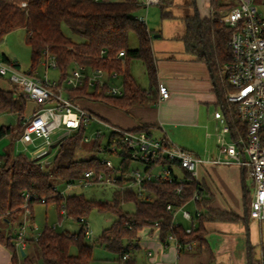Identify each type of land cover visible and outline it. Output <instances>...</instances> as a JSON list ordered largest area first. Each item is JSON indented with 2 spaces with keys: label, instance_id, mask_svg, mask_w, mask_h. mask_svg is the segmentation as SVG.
I'll return each mask as SVG.
<instances>
[{
  "label": "trees",
  "instance_id": "trees-1",
  "mask_svg": "<svg viewBox=\"0 0 264 264\" xmlns=\"http://www.w3.org/2000/svg\"><path fill=\"white\" fill-rule=\"evenodd\" d=\"M25 3L23 6L22 3L11 0H0V42L10 32L25 29V40L32 52L30 71L33 72L39 67L42 58L53 56L60 72L58 85L65 83L76 63L122 74V95L108 94L104 89L89 87L87 83L66 91L68 98L79 102L97 116L98 113L89 109L83 102H101L124 111L135 106L158 103L159 84L152 36L146 22L137 18L142 8L138 0H27ZM159 5L163 18L173 16L172 11L166 9L162 1ZM230 5L228 0H210V16L203 19L198 15L186 17L187 31L184 40L191 48L196 46L206 50L202 55L208 61L217 83L225 116L233 129L241 125L239 128L242 127L243 132L244 127L239 121L237 107L226 98L227 90L231 86L224 66L232 58L229 41L233 28L220 20L219 12L226 10ZM63 24L81 40L75 41L67 36ZM131 32L139 39L137 48L129 47ZM122 50L125 55L118 58L117 55ZM4 58L9 64L20 69L19 63L5 56ZM133 59L143 62L150 81L148 89L142 88L131 74L129 63ZM5 79L10 86L0 87V113H16L19 121L15 126L3 125L0 128V140L6 136H11L14 140L15 136L23 132L27 102H33L31 114L39 109L41 104L19 93L17 87ZM147 129L139 127L133 130L148 132ZM87 132L88 127L82 126L67 137L59 145L51 165L46 168L24 155H15L12 149L0 155V244H6L12 251V264H40L39 259L42 264H90L95 244L117 253L122 264H138L130 254L139 247L140 232L146 227L158 229L160 239L165 243L168 242L170 234L174 235L181 244L180 251L190 249L194 245L201 251L206 246L207 223L241 219L231 211L211 208L213 196L205 182L199 178L195 179L186 171L183 172V184L178 179L174 182L147 181L142 185L141 194L133 188L112 191L114 204L87 198L83 193L63 195L57 184L72 182L88 169L103 167L98 158H76L77 151L87 141ZM108 136L105 151L109 150L111 144L116 143L120 149L117 155L124 158L122 170H128L131 164L130 150L120 143L117 133ZM93 149H100L99 138H95ZM178 187L181 188L180 192L176 191ZM196 191L199 192L196 205L202 213L196 218L194 229L187 232V226L174 220L173 214L167 210V205L186 204L191 201ZM27 193L30 194V210L35 202H43L55 204L60 213L64 211L67 216L78 221L80 218L85 219L93 210L112 212L117 217L93 243L87 242L83 224L75 234L68 231L59 232L47 226L39 232L37 238L28 239L30 251L24 249V255L17 254L12 240L13 229L21 222L19 220ZM128 202L134 204V211L123 208L122 205ZM2 224L8 229L4 230ZM74 245L77 247V254L70 253V248Z\"/></svg>",
  "mask_w": 264,
  "mask_h": 264
},
{
  "label": "built area",
  "instance_id": "built-area-1",
  "mask_svg": "<svg viewBox=\"0 0 264 264\" xmlns=\"http://www.w3.org/2000/svg\"><path fill=\"white\" fill-rule=\"evenodd\" d=\"M162 0H138L143 8L151 5H159ZM231 4L226 10L219 12L220 20L233 28L229 45L232 58L225 65V72L231 88L227 90V101L237 107L238 118L243 125V132L239 128H232L221 111L215 113V117L221 122L218 132L217 152L215 156L201 158L191 151L175 144L168 138H157L144 130H133L120 127L105 121L93 112L68 98L66 91L77 88L87 83L89 87L104 89L111 95H122L123 88L111 86L109 80L118 77L116 71H107L103 68H91L75 64L64 84L58 85L57 80L41 79L37 69L24 71L9 64L4 54L0 51V76L12 82L25 97L41 104V107L30 114L24 121L23 132L16 138L29 147L36 140H44V145L33 151L31 161L41 164L43 168L50 166L53 156L59 145L80 127H89L92 123L103 125L108 135L117 133L120 143L130 150L131 162H139L141 169L129 172L123 171V157L119 156L120 166L116 167L109 159H99L103 166L100 169H88L72 182H68V189L77 187L102 186L113 191H123L133 188L140 194L142 185L147 181L180 180L184 183V177L176 173V169L188 172L198 179V167L201 164L238 165L244 168L252 179L253 195L251 196L249 215L258 221H264V16L259 12L255 0H228ZM23 6L26 3H22ZM140 21L146 22V17L138 15ZM103 52V51H102ZM125 51L118 53L122 58ZM41 65L46 68H57L56 59L47 56ZM159 100L170 97V91L166 85L159 83ZM235 130V131H234ZM104 132H94L95 138H101ZM231 135L232 141L226 139ZM56 139H53V136ZM90 137H86L89 140ZM100 150L105 151V146ZM120 149L116 143L105 151L117 155ZM111 152V153H110ZM117 169V170H116ZM181 188L176 189L180 192ZM64 195V192H61ZM199 198L196 191L191 201ZM30 194H25L23 204V219L13 230V244L17 254L25 249L29 239L31 225ZM114 204V201H108ZM190 202V201H189ZM167 205V210L173 214L174 220L178 219L179 212L183 219L190 222L187 232H191L196 226V218L202 213L197 207L192 214L186 208L189 204ZM65 213L64 211H62ZM87 238H91V231L84 218H80ZM37 233L34 238H37ZM169 240L174 241L178 249L181 244L177 238L170 234ZM264 264V256L261 259Z\"/></svg>",
  "mask_w": 264,
  "mask_h": 264
},
{
  "label": "crops",
  "instance_id": "crops-1",
  "mask_svg": "<svg viewBox=\"0 0 264 264\" xmlns=\"http://www.w3.org/2000/svg\"><path fill=\"white\" fill-rule=\"evenodd\" d=\"M11 1L23 3L27 0ZM162 4L166 6V9L172 11L170 7L173 4V0H162ZM192 7L195 12L189 16L181 13L180 15H176L172 12L173 16L171 18L180 19L184 23V29L179 33H170L168 38L180 42V45L178 44L176 48L164 51L161 58H158L154 54L156 57L158 84L163 83L168 87L170 97L166 100H159L158 91V103L135 106L128 111L121 110L124 114L118 116L117 120H115L116 122L113 124L126 129L147 127L148 132L153 136L157 138L166 137L192 153H194L193 149L195 148L198 151H203L202 145L205 142L206 149H204V153L207 156H215L218 146V132L221 129V122L215 117V113L221 111L225 116L224 106L220 100L217 83L211 72L210 65L205 57H203L204 55H202L206 50L196 46L191 48L184 40L187 31L185 18L198 15L200 19H203L210 16L212 13L210 0H193ZM164 34L165 32L162 30L153 37L160 50L166 44L157 41L159 39L162 40L161 38H163ZM3 54L13 61L8 55ZM9 86L10 84L7 83V80L0 77V87L8 88ZM83 104L90 109L92 102H83ZM206 104H214L219 106L221 110L217 108L213 116L210 114L205 115L201 108ZM212 125L215 126L217 131V139L215 148L211 147L210 149L211 141L215 137L214 132L210 129ZM240 126L234 128L236 129ZM204 127L206 131H204ZM205 170H208L215 180L216 187L209 177L207 178ZM227 170L230 171V176L226 173ZM241 170L243 171L242 175H244V168L238 165H215L208 163L201 164L198 167V178L205 182L208 190L214 195L212 207L218 210L231 211L241 218L239 221H231V223H235L234 226L236 225L234 229H228L227 227V229H222V227L217 229L214 226H212L213 229H210V224L217 221L209 222L206 224V246L201 251L195 245L190 249L180 251L174 241L168 240L166 243L163 242L160 239L158 229L146 227L140 232L139 247L134 252L139 254L144 250L148 264H261V260L255 257V245L260 242L264 245V234L262 227L259 226L260 222L258 225L256 221H252L253 218L249 215L251 197L247 196L248 192L245 191V187L243 198L241 197L242 191L239 189V174ZM176 173L183 176L182 170L181 172L176 171ZM217 175H219L218 181L216 179ZM217 187L220 190L219 193L216 189ZM187 222V224H184L189 226L190 222ZM29 230H32L29 233V239L39 233L35 227H31ZM221 233L225 235L226 233L246 235V239L242 241L241 247L239 246L240 254L238 256L235 255L237 252L236 244H232L231 240L224 238V235ZM222 237L223 241L219 243ZM29 246L30 244L27 242L25 249L28 250ZM12 256L10 248L6 244H0V264H12ZM263 256L264 246L261 259Z\"/></svg>",
  "mask_w": 264,
  "mask_h": 264
},
{
  "label": "rangeland",
  "instance_id": "rangeland-1",
  "mask_svg": "<svg viewBox=\"0 0 264 264\" xmlns=\"http://www.w3.org/2000/svg\"><path fill=\"white\" fill-rule=\"evenodd\" d=\"M192 2L193 0H173V4L171 5L170 8L172 9V12H174L176 15H180V13L187 15V16L193 15L195 11L193 10ZM257 7L259 9V12L264 16V0H260V2L257 3ZM138 14L146 17V24L148 26V29L151 33L152 38L155 37V35L159 34L162 30L165 32V34L163 35V38H161L162 40L159 39L157 41V42H161L162 44H166L165 47H161V50L163 49V51L160 50L159 46L156 43V40L153 38L154 40L152 44V49H153L154 54L158 58H161L163 55V52L166 51L167 49L168 50L174 49L176 48L178 44L180 45V42H177L174 39L172 40L168 38L170 36V33H175V32L179 33L183 31L182 29H184L183 28L184 23H182L180 19L162 18V11H161L160 5H151L148 8V10L142 7L139 10ZM63 30H64V33L67 36H70L71 38H73V40L75 41L81 40V38L78 35L74 34L72 30L65 24H63ZM25 37H26L25 29H18V30L10 32L5 37V39L2 42H0V51L8 55L11 59H13V61L19 63L22 70L30 71L31 66H32V52H31L30 46L26 43ZM138 46H139V39L134 32H131L129 34V47L137 48ZM44 60L45 58H42L41 62H44ZM123 64H125V61H123ZM129 65H130L129 67L130 72L133 75V77L138 81V83L142 87L148 88L150 86V81L146 73V68L143 62L139 59H134L130 61ZM37 72L41 79H46L47 77L48 79L53 81V80H59L60 78V72L57 68H54V67L46 68L45 66L41 65V63L39 67L37 68ZM7 83L9 84L8 81ZM109 83L111 86H117V87L123 88L122 74L119 75L118 77L113 78L112 80H109ZM17 91L20 93L19 89H17ZM27 105L28 106L26 109V114H25L23 123L28 118V116H30L31 114V111H32L31 108L33 106V102L32 103L27 102ZM90 108L96 113H98V117L110 123L116 122L115 120H117L118 116H120L121 114H124L123 111L119 109H115L101 102L92 103ZM217 108L221 110L219 106H216L214 104H206L203 108H201V110L202 112L205 113V115L210 114L213 116L214 111ZM18 121H19V116L16 113H0V128L3 125L15 126L18 124ZM210 129L211 131L214 132V136H215L214 140L211 141V145H210V149H211V147L215 148V145H216L215 143L217 139V133H216L217 131L215 129V126L213 125L211 126ZM97 130H101L102 132H104L102 137L99 139L100 148L107 144L109 136H107V134L105 133H108V130L101 124L92 123V125L88 127V132H87V136L90 137V139L87 140L84 143V146L80 150L77 151L76 158L77 159H89V158L95 157L98 159H109L113 162V164L116 167L120 166L122 160L120 159L118 155L109 154L100 149L98 150L93 149V145L95 141L94 132ZM204 131H206V128ZM17 137L18 136H15L13 140L11 136H6L0 140V155H3L6 151L12 149L15 155H24L28 159H31L33 158V151L37 150L38 148L44 145V140L38 139L36 140L34 144H31L29 147L26 148L23 143L16 141ZM53 139L54 140L56 139L55 135L53 136ZM226 139L228 141H232L231 135L230 134L226 135ZM205 145L206 144L204 142L202 145L203 151H200V150L198 151L196 150V148L193 149L194 153L198 154V156H200L201 158L208 157L207 154L204 153L205 151L204 149H206ZM142 167L143 165L140 164L139 162H131L128 168V171L132 172L136 170L137 168L141 169ZM176 171L181 172L180 169H177ZM242 172L243 171L241 170L239 174L240 175V178H239L240 188L239 189H241L242 191L241 197L243 198V193H244L243 190L245 187V191L248 192L247 194L250 198L253 195V190H254L252 179L248 176L246 171L244 175H242ZM226 173L229 174L230 176L229 170H227ZM205 174L207 178L209 177L211 182L214 183L216 187V184H215L216 182L212 178V176L209 174L208 170L207 171L205 170ZM216 177L218 181L219 175H217ZM237 182H238V179H237ZM57 188L59 189L60 192H64L65 196L72 194V193H83L85 197L90 198V199L94 198V199H101L104 201L113 200L112 190L107 187L92 186V187H77L73 189H68L67 183L60 182L59 184H57ZM216 189L219 193L220 192L219 188L217 187ZM212 196H213V200H212V203H213L214 195L212 194ZM212 203H210L211 208H213ZM122 206L127 211H130V212L134 211V204L131 202L124 203ZM196 208H197L196 203L194 201H190L185 209H187L189 212L193 214ZM213 209H216V208H213ZM30 211L31 213L29 216L30 217L29 224L31 225L32 228L34 227L37 228V231L39 232H42L44 228L48 226V227L55 228L59 232L68 231L72 234H75L80 231V228L82 226V223L78 221L76 218L69 217L67 216V214L63 212L60 213L57 206L53 203L35 202L32 205V208ZM116 217H117L116 214L112 212H100L98 210H93L84 219L85 222L89 226V229L91 231V236H92L90 239L86 237L87 242L93 243L102 234L105 228H108L111 226V224L116 219ZM22 219H23V215L20 216L19 221H21ZM178 219L182 223H185V224L188 223L187 220L182 218L181 212H179ZM252 221H256L258 225L260 222L259 226L262 227L263 234H264V221H258L256 219H252ZM234 224L235 223H231V221H227V222L217 221V222H213L210 224L211 225L210 229H213L212 226H214V228L216 227L217 229H220V227H222V229L226 227L228 229L230 228L234 229V227L236 226V225L234 226ZM2 226L4 230L8 229V227H6L5 225L2 224ZM31 232L32 230H29V233ZM221 234L224 235V238L230 239L232 244H236L237 252L235 253V255L238 256L240 254L239 246L241 247V243L243 240L246 239V235L242 236L241 234L238 235L237 233H232V234L226 233V235L224 233H221ZM222 241H223V237L222 239L219 240V243H221ZM213 243L215 242L213 241ZM263 246L264 245L261 244V242L255 245V257L258 260H261ZM30 250H31V246H29L28 251ZM77 251L78 250L75 245L70 248V253L72 254H77ZM134 253L135 252H132L130 255L135 257L136 262L138 264H148L147 257L145 256L144 250L141 251L139 254H136V253L134 254ZM38 263L42 264L40 259L38 260ZM90 264H122V263L117 253L107 249L106 247L102 245L95 244L93 248L92 259L90 261Z\"/></svg>",
  "mask_w": 264,
  "mask_h": 264
},
{
  "label": "water",
  "instance_id": "water-1",
  "mask_svg": "<svg viewBox=\"0 0 264 264\" xmlns=\"http://www.w3.org/2000/svg\"><path fill=\"white\" fill-rule=\"evenodd\" d=\"M21 253H22V255H24V254H25V252H24V249H21Z\"/></svg>",
  "mask_w": 264,
  "mask_h": 264
}]
</instances>
